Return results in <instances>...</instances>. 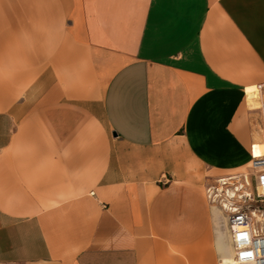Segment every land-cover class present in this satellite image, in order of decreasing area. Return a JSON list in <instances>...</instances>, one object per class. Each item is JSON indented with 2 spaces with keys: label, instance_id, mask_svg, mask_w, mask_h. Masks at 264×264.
I'll use <instances>...</instances> for the list:
<instances>
[{
  "label": "crops",
  "instance_id": "crops-1",
  "mask_svg": "<svg viewBox=\"0 0 264 264\" xmlns=\"http://www.w3.org/2000/svg\"><path fill=\"white\" fill-rule=\"evenodd\" d=\"M261 86L264 0H0V264H235Z\"/></svg>",
  "mask_w": 264,
  "mask_h": 264
},
{
  "label": "built area",
  "instance_id": "built-area-1",
  "mask_svg": "<svg viewBox=\"0 0 264 264\" xmlns=\"http://www.w3.org/2000/svg\"><path fill=\"white\" fill-rule=\"evenodd\" d=\"M259 91L264 97V86ZM262 134L264 138V116ZM250 168V176L219 179L207 189L211 204L227 214L235 264H264V156L256 158L252 154ZM237 236L241 237L239 241Z\"/></svg>",
  "mask_w": 264,
  "mask_h": 264
},
{
  "label": "bare ground",
  "instance_id": "bare-ground-1",
  "mask_svg": "<svg viewBox=\"0 0 264 264\" xmlns=\"http://www.w3.org/2000/svg\"><path fill=\"white\" fill-rule=\"evenodd\" d=\"M260 94V92H259ZM261 96V95H260ZM264 156V153L261 155H255L254 157H262ZM216 213V210H215ZM223 212L220 210L217 211L216 220H217V227H218V240L219 244L221 246V249L223 252H228L232 257V246L230 243V237H229V225L227 223V219L224 218ZM223 264L227 263V261L222 260Z\"/></svg>",
  "mask_w": 264,
  "mask_h": 264
},
{
  "label": "rangeland",
  "instance_id": "rangeland-1",
  "mask_svg": "<svg viewBox=\"0 0 264 264\" xmlns=\"http://www.w3.org/2000/svg\"><path fill=\"white\" fill-rule=\"evenodd\" d=\"M257 146H258V150L264 149L263 142L258 143ZM252 173H253V170H251V168H249V171L245 174H248L250 176ZM251 179H252V177H251ZM222 212H223V215L225 216L224 218L227 219V214L224 211H222ZM227 223H228V219H227Z\"/></svg>",
  "mask_w": 264,
  "mask_h": 264
},
{
  "label": "snow or ice",
  "instance_id": "snow-or-ice-1",
  "mask_svg": "<svg viewBox=\"0 0 264 264\" xmlns=\"http://www.w3.org/2000/svg\"><path fill=\"white\" fill-rule=\"evenodd\" d=\"M241 239L240 236H237V240L239 241ZM248 255H251V253H249Z\"/></svg>",
  "mask_w": 264,
  "mask_h": 264
}]
</instances>
